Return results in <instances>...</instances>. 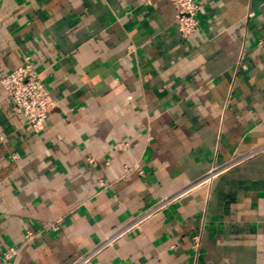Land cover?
I'll use <instances>...</instances> for the list:
<instances>
[{"label":"crops","instance_id":"0c3cea01","mask_svg":"<svg viewBox=\"0 0 264 264\" xmlns=\"http://www.w3.org/2000/svg\"><path fill=\"white\" fill-rule=\"evenodd\" d=\"M195 1L182 40L169 0H0V79L29 58L56 102L33 130L0 83V264L145 214L84 264H264V0Z\"/></svg>","mask_w":264,"mask_h":264},{"label":"built area","instance_id":"2783aa9c","mask_svg":"<svg viewBox=\"0 0 264 264\" xmlns=\"http://www.w3.org/2000/svg\"><path fill=\"white\" fill-rule=\"evenodd\" d=\"M174 6V24L179 37L187 40L193 36L198 30V15L203 13V5L195 0H169ZM248 11L247 16H251ZM241 58V57H240ZM241 60V59H240ZM240 62V61H239ZM1 86L11 100L14 110L21 115L25 122L33 129L40 130L42 124L48 115L56 106L55 99L50 94L47 86L40 78L38 72L32 66L29 58H25L23 63L11 72L7 73L0 79ZM126 143H115L116 148L124 149ZM215 173V169H211L205 180H208ZM164 202H159L154 209L160 208ZM153 209V210H154ZM147 214L136 219L131 226L140 222ZM130 226V227H131ZM51 229H57L58 223H52L48 226ZM130 227H125L116 231L107 237L103 242L96 245L92 249L82 254L74 264H84L90 261L102 248L111 245L119 236L122 235ZM35 232L27 231L26 241H30ZM201 235L196 234L191 237V245L194 251L198 253ZM19 248L9 247L4 253L5 257L11 258L18 253Z\"/></svg>","mask_w":264,"mask_h":264}]
</instances>
